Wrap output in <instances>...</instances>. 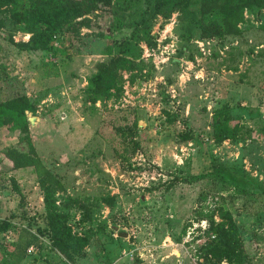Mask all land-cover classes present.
Instances as JSON below:
<instances>
[{"label": "rangeland", "instance_id": "obj_1", "mask_svg": "<svg viewBox=\"0 0 264 264\" xmlns=\"http://www.w3.org/2000/svg\"><path fill=\"white\" fill-rule=\"evenodd\" d=\"M116 1L110 9L116 10ZM130 1V10L113 14V32L108 10L77 18H89L90 28L57 37L55 57L17 48L30 35L15 24L6 20L0 29V71L10 78L0 82V100L15 90L29 97L33 144L65 189L55 195L57 204L70 197L91 209L90 222L75 206L64 210L72 234L89 237L76 262L205 264L198 253L207 239L201 219L221 197H231L226 207L247 264H264V9L245 14L240 37L221 40L201 35L200 0H186L187 7L184 0ZM124 51L145 61L142 76L124 84L119 101L92 106L85 88L95 65ZM225 103L251 129V141L214 146L207 140L211 113ZM164 111L177 115L174 124L164 122ZM133 121V140L112 128ZM188 129L193 141L176 140L177 132ZM12 138L8 130L0 132V151ZM0 220L12 224L0 234V261L70 264L48 239L31 168L0 173ZM25 227L41 248H30L24 260L8 256Z\"/></svg>", "mask_w": 264, "mask_h": 264}, {"label": "trees", "instance_id": "obj_2", "mask_svg": "<svg viewBox=\"0 0 264 264\" xmlns=\"http://www.w3.org/2000/svg\"><path fill=\"white\" fill-rule=\"evenodd\" d=\"M185 1L183 5L187 7L188 3ZM113 5L116 10L110 9L111 0H0V29L5 27L6 20L7 23L15 24L20 32L30 35L26 42L15 43L17 48L47 52L55 57L53 42L57 37L59 39L70 34L75 35L81 28H90L89 18L76 21L77 18L102 9L108 10L112 16L119 11L126 12L132 8V1H116ZM260 9H264V0H200L198 27L204 38H237L242 35L241 25L246 22L245 14H253ZM113 18L108 27L110 32L115 28V16ZM140 61L141 59L129 57L124 51L98 62L94 73L87 80L85 94L88 102L93 106L97 101H119L124 93V84L128 82L133 85L142 76L140 72L145 61ZM2 68L0 65V69ZM9 79L4 71H0V82ZM26 112L34 113L35 107L29 97L19 90L0 100V132L6 129L13 135L12 143L0 151V173L25 168L33 170L42 192L47 236L51 246L68 263L78 264L75 256L88 246L89 237L72 234L68 225V214L64 210L75 206L82 214V221L90 222L91 209L70 197L66 198L62 207L57 204L55 195L65 189L37 154ZM163 116L167 125H172L177 120L174 112L164 111ZM208 126L210 133L207 140L214 146L225 141L252 140L251 129L234 119L232 107L227 103L212 111ZM112 128L124 140H133L137 123L133 121L131 127ZM175 138L180 142H191L194 135L188 129L177 132ZM134 145L135 149L139 148L137 143ZM226 198L232 201L231 197H221L210 215L201 219L207 224L204 232L207 239L198 247V253L205 264H247L243 243L234 227L232 214L226 207ZM104 201L107 202V199ZM215 216L218 221L214 219ZM11 226L9 220H0V234L6 233ZM188 226H184L182 234H185ZM33 246L41 248L39 237L25 227L20 229L15 243L10 245L11 252L7 254L24 260ZM0 264L14 263L1 260Z\"/></svg>", "mask_w": 264, "mask_h": 264}, {"label": "crops", "instance_id": "obj_3", "mask_svg": "<svg viewBox=\"0 0 264 264\" xmlns=\"http://www.w3.org/2000/svg\"><path fill=\"white\" fill-rule=\"evenodd\" d=\"M224 92V91H223ZM225 93V92H224ZM214 106V105H213ZM206 108H209V107H206ZM207 130H209V126L206 127ZM211 142V141H210Z\"/></svg>", "mask_w": 264, "mask_h": 264}, {"label": "built area", "instance_id": "obj_4", "mask_svg": "<svg viewBox=\"0 0 264 264\" xmlns=\"http://www.w3.org/2000/svg\"><path fill=\"white\" fill-rule=\"evenodd\" d=\"M159 47H160V45H158V48H159ZM168 47H169V46H168ZM168 47H167V48H168ZM170 47H172V46L170 45ZM163 48L167 49L166 47H163ZM202 50H203V49H202Z\"/></svg>", "mask_w": 264, "mask_h": 264}]
</instances>
